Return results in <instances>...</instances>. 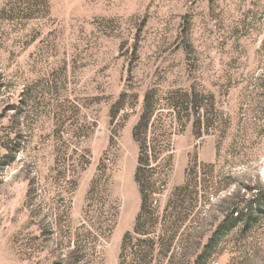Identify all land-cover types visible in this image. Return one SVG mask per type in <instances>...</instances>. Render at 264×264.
I'll return each mask as SVG.
<instances>
[{
    "label": "rangeland",
    "instance_id": "obj_1",
    "mask_svg": "<svg viewBox=\"0 0 264 264\" xmlns=\"http://www.w3.org/2000/svg\"><path fill=\"white\" fill-rule=\"evenodd\" d=\"M0 264H264V0H0Z\"/></svg>",
    "mask_w": 264,
    "mask_h": 264
},
{
    "label": "trees",
    "instance_id": "obj_2",
    "mask_svg": "<svg viewBox=\"0 0 264 264\" xmlns=\"http://www.w3.org/2000/svg\"><path fill=\"white\" fill-rule=\"evenodd\" d=\"M208 250V249H207Z\"/></svg>",
    "mask_w": 264,
    "mask_h": 264
}]
</instances>
